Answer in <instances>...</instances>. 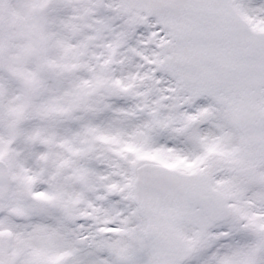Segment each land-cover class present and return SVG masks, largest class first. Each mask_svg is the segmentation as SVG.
Returning a JSON list of instances; mask_svg holds the SVG:
<instances>
[{
  "label": "snow or ice",
  "instance_id": "obj_1",
  "mask_svg": "<svg viewBox=\"0 0 264 264\" xmlns=\"http://www.w3.org/2000/svg\"><path fill=\"white\" fill-rule=\"evenodd\" d=\"M0 264H264V0H0Z\"/></svg>",
  "mask_w": 264,
  "mask_h": 264
}]
</instances>
